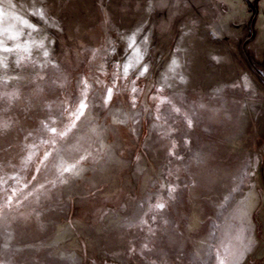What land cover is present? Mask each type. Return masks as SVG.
Instances as JSON below:
<instances>
[{"label": "rangeland", "instance_id": "374dc122", "mask_svg": "<svg viewBox=\"0 0 264 264\" xmlns=\"http://www.w3.org/2000/svg\"><path fill=\"white\" fill-rule=\"evenodd\" d=\"M261 16L264 0H0V264H264Z\"/></svg>", "mask_w": 264, "mask_h": 264}, {"label": "snow or ice", "instance_id": "6c2138e0", "mask_svg": "<svg viewBox=\"0 0 264 264\" xmlns=\"http://www.w3.org/2000/svg\"><path fill=\"white\" fill-rule=\"evenodd\" d=\"M33 27H34V26H33ZM134 45H135V34L132 35V37H131V43L128 45V47L131 49ZM39 46H40V47H43V42H41ZM11 50H12V49H8V48H5V49H4V51H11ZM137 51H139V50L137 49ZM48 55H49L48 51L45 50V51L43 52V56H44V57H47ZM6 66H7V65H5V67H6ZM131 66H132V65H131L130 63H126V64H125V66H124V75H125V77L127 76L128 71H129V68H130ZM177 67H179V64H178V62H177L175 59H173V61H172V63H171V66H170V71H175V68H177ZM144 72H147V65L144 66V68L142 69L140 75H143ZM137 78H138V77H137ZM181 79H182V77H181ZM246 79H247V78H245V80H246ZM85 83H86V82H85ZM132 92H136V89L133 88V89H132ZM111 97H112V88H108V89H107V95H106V98H105V103H107V101L110 100ZM87 106H88V105H87V90H86V88H85V91H84V93L82 94V98L79 100V102H78V104H77V106H76V110H75L74 112H69V117H74V119L72 120L71 127H75V121L79 120L80 117L84 115V110L87 108ZM177 111H178V109H177ZM156 118L159 119V117H156ZM189 124H191V121H189ZM69 130H70V128H69ZM51 131H52L53 133H55V132H56V129L53 127V128L51 129ZM63 134H64V133L62 132L61 135H63ZM44 158L47 159V154H45V157H44ZM70 171H71V168L65 167V168H63V171H62L60 174L63 175L64 172H70ZM62 182H63V181H62ZM173 191H175V188H170V189H169V192H170V193L173 192ZM154 207H155L157 210H162V209H164L165 204L162 203V202H157V203L154 205ZM220 264H224V261L221 260V261H220Z\"/></svg>", "mask_w": 264, "mask_h": 264}, {"label": "bare ground", "instance_id": "6f19581e", "mask_svg": "<svg viewBox=\"0 0 264 264\" xmlns=\"http://www.w3.org/2000/svg\"><path fill=\"white\" fill-rule=\"evenodd\" d=\"M263 16H261L260 17V19H259V21L261 22V21H263ZM220 100V98L218 97H215V96H213V97H211L210 96V98H208V100H207V104H208V106H203V107H200L199 108V110L201 111V112H203L204 114H207V113H209V111L211 112V109H210V105H212L214 102H216V101H219ZM209 107V108H208ZM227 110H228V108H226V107H224L223 105H221V106H219L218 108H217V113L218 112H227ZM246 117L247 118H249L250 117V115H248V114H246V113H243V117H242V120H243V123L245 124V119H246ZM205 119V118H204ZM198 124H197V126L200 124V126H198V128L199 127H201V125L203 124V123H205V122H207L208 123V127L210 128V133H212V134H214L215 132H216V129L217 128H219L222 124H223V119H219V118H210V119H208L207 121L206 120H202V119H200V118H196V120H195ZM210 137V136H209ZM263 184V183H262ZM241 199H242V201L244 202V205L246 206V208H254L255 206H259V204L261 203V201H262V199H261V197L258 195V193L257 192H255V191H253V192H248V193H244V194H242L241 195ZM197 222V221H196ZM199 224V223H198ZM194 227V226H193ZM258 249H259V247L256 249V251L254 252V253H259V254H261V253H264V245H262L261 244V247H260V249H259V251H258ZM253 253V254H254ZM251 254V253H250ZM250 254L248 255V256H245V259H248V257H250Z\"/></svg>", "mask_w": 264, "mask_h": 264}]
</instances>
